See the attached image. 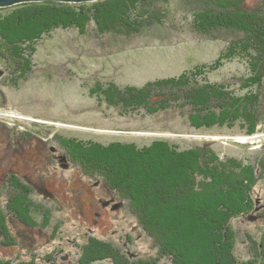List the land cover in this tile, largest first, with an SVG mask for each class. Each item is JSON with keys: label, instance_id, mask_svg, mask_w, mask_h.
I'll return each instance as SVG.
<instances>
[{"label": "rangeland", "instance_id": "obj_1", "mask_svg": "<svg viewBox=\"0 0 264 264\" xmlns=\"http://www.w3.org/2000/svg\"><path fill=\"white\" fill-rule=\"evenodd\" d=\"M256 1L247 0L246 4L252 7ZM156 2L162 23L139 33L129 35L120 28V33L102 34L94 21L85 31L75 27L53 30L37 42L26 79H19L16 70L0 59V257L9 264H93L82 261V248L89 240L98 244L97 249H110L117 257L116 261L109 258L95 264H155L159 260L154 238L137 221L128 202L107 188L102 178L83 174L73 161L66 145L72 139L139 147L163 141L180 150L201 151L207 146L220 160L232 158L244 168L252 166L256 176L262 177L253 186L251 208L229 221L233 232L229 257L260 264L264 102L249 108L251 113L259 112L261 120L250 133V123L242 116L233 123L196 127L193 107L182 105V100L151 112L145 108L126 111L107 105L100 97L101 84L140 88L147 82L178 79L202 70L204 74L193 76L199 84L208 81L236 95L251 92L263 98L264 77L263 86L254 84L256 74L249 65L258 54L225 59L231 42L244 39L246 33L230 30L210 39L193 28L191 8L184 0ZM262 66L263 70L264 62ZM249 81L251 86L245 89L242 85ZM215 104L211 102L213 108ZM15 182L22 185L17 191L20 197L26 191L25 200L20 199L33 203L28 215L7 210L16 193ZM111 198L112 208L104 209L102 202ZM1 231L11 245H3ZM219 238L221 249L225 248L227 244L214 228L207 241L210 245ZM165 259L161 258V263Z\"/></svg>", "mask_w": 264, "mask_h": 264}, {"label": "trees", "instance_id": "obj_2", "mask_svg": "<svg viewBox=\"0 0 264 264\" xmlns=\"http://www.w3.org/2000/svg\"><path fill=\"white\" fill-rule=\"evenodd\" d=\"M184 1L191 8L193 28L198 34L218 39L221 32L230 30L246 33L244 39L231 42L225 59L240 54L252 58L257 53L249 65L256 74L253 83L263 86L264 0L256 1L252 7L247 6V0ZM157 10L156 0H100L80 4L42 1L0 8V59L16 70L19 79H26L32 71L37 42L53 30L75 27L85 31L87 24L94 21L102 34L120 33L122 28L131 35L160 25L163 17ZM201 74H204L202 70H198L178 79L147 82L140 88L125 86L121 89L109 82L101 84L98 90L107 105L126 111L145 108L156 112L169 108L174 100H182V105L193 107L196 127L227 124L242 116L250 123L248 132L255 130L261 121L260 113H251L249 108L264 102V95L261 99L251 92L236 95L219 84L208 81L199 84L193 76ZM250 82L242 86L246 89L251 86ZM213 101L215 108L211 106ZM66 145L83 174L102 178L107 188L128 202L137 221L149 230L159 250L155 264H167V259L169 264H255L256 260L239 262L229 257L233 248L229 221L236 213L251 208L253 186L262 177L261 174L256 176L252 166L244 168L232 158L220 160L214 150L206 149L207 146L201 151L180 150L163 141L139 147L134 143L105 145L72 139ZM12 185L16 193L9 200L12 206L6 205L7 210L30 214L33 203L28 205L22 200L27 196L26 191L20 197L17 191L22 190V185L18 182ZM213 228L227 244L223 250L220 238L210 245L207 241ZM1 237L4 246L11 245L6 243L8 236L4 231ZM261 244L263 252L258 259L264 264V236ZM97 245L95 241H88L82 248V261L93 264L109 258L116 261L112 250L101 247L100 250ZM161 258L167 259L161 263ZM0 264L9 262L0 257Z\"/></svg>", "mask_w": 264, "mask_h": 264}, {"label": "water", "instance_id": "obj_3", "mask_svg": "<svg viewBox=\"0 0 264 264\" xmlns=\"http://www.w3.org/2000/svg\"><path fill=\"white\" fill-rule=\"evenodd\" d=\"M42 1H57L64 3H83L89 1H97V0H0V8L11 7L18 4L23 3H31V2H42Z\"/></svg>", "mask_w": 264, "mask_h": 264}, {"label": "flooded vegetation", "instance_id": "obj_4", "mask_svg": "<svg viewBox=\"0 0 264 264\" xmlns=\"http://www.w3.org/2000/svg\"><path fill=\"white\" fill-rule=\"evenodd\" d=\"M114 199L113 198H111V199H108V200H106V201H100V202H102V206H104V209L105 208H107L109 205H110V207L112 208V205H111V203H112V201H113ZM114 205V204H113Z\"/></svg>", "mask_w": 264, "mask_h": 264}, {"label": "bare ground", "instance_id": "obj_5", "mask_svg": "<svg viewBox=\"0 0 264 264\" xmlns=\"http://www.w3.org/2000/svg\"><path fill=\"white\" fill-rule=\"evenodd\" d=\"M55 2H57V1H55ZM62 3H64V2H62ZM75 4H77V3H75ZM16 6V5H15ZM120 205V204H119Z\"/></svg>", "mask_w": 264, "mask_h": 264}]
</instances>
